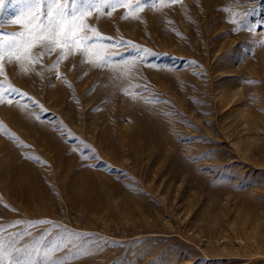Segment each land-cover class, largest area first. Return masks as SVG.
<instances>
[{
  "label": "rangeland",
  "instance_id": "1",
  "mask_svg": "<svg viewBox=\"0 0 264 264\" xmlns=\"http://www.w3.org/2000/svg\"><path fill=\"white\" fill-rule=\"evenodd\" d=\"M82 23L89 62L0 61L9 258L264 264V0H124Z\"/></svg>",
  "mask_w": 264,
  "mask_h": 264
},
{
  "label": "snow or ice",
  "instance_id": "2",
  "mask_svg": "<svg viewBox=\"0 0 264 264\" xmlns=\"http://www.w3.org/2000/svg\"><path fill=\"white\" fill-rule=\"evenodd\" d=\"M20 2L24 5L19 12L23 19L13 20L11 23L19 25L21 30L12 34L0 31V61L5 55H9V62H12L19 58V53H23L32 62H37L38 57L30 55L31 49L43 46L45 52L51 54L57 48L66 50L67 46L71 45L72 54L79 50L83 57L82 63L89 62L88 41L92 37L81 33L92 32L93 29L85 28L83 19L98 7H115L122 5L124 0H20ZM167 2L177 3L179 0H167ZM9 3L11 0H0V12ZM64 56L65 51H62L60 59ZM98 66L104 67L105 64L101 61ZM5 230L0 226V232ZM0 264H50V262L48 259L33 260L31 253L9 258L0 238ZM51 264H62V261Z\"/></svg>",
  "mask_w": 264,
  "mask_h": 264
}]
</instances>
